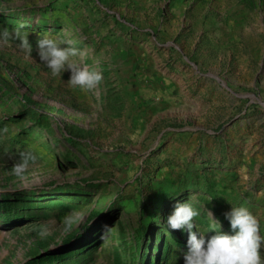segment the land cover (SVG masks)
Segmentation results:
<instances>
[{"label": "rangeland", "instance_id": "374dc122", "mask_svg": "<svg viewBox=\"0 0 264 264\" xmlns=\"http://www.w3.org/2000/svg\"><path fill=\"white\" fill-rule=\"evenodd\" d=\"M5 28L0 264H163L162 241L184 264L167 218L185 202L206 239L233 235L224 213L241 205L264 236V0H0ZM44 37L74 41L102 81L54 77ZM21 152L37 157L22 178Z\"/></svg>", "mask_w": 264, "mask_h": 264}, {"label": "clouds", "instance_id": "9594fccd", "mask_svg": "<svg viewBox=\"0 0 264 264\" xmlns=\"http://www.w3.org/2000/svg\"><path fill=\"white\" fill-rule=\"evenodd\" d=\"M12 35L5 28L0 34V43L8 44ZM14 35L19 37V30H15ZM73 44L72 40L63 41L44 37L38 39L36 53L54 77L62 72L70 71V77L67 80L70 87L94 89L102 81L103 74L99 70L87 66L81 67L76 63L72 58L78 55V50L71 46ZM18 47L28 54H31L33 50L26 37L20 40ZM36 159V155L31 152H21L20 161L13 165L12 173L22 178L30 162L34 163ZM198 215L199 212L193 205L185 202L177 203L174 212L167 218V225L171 230L187 232L188 251L183 257L184 264H264V258H262L264 236L260 233L259 220L248 207L232 206L229 212L224 213L233 235L216 231L215 235L206 239L204 234L196 230L194 219ZM209 215L212 221L220 226V222L214 218L211 211Z\"/></svg>", "mask_w": 264, "mask_h": 264}, {"label": "trees", "instance_id": "16d2710c", "mask_svg": "<svg viewBox=\"0 0 264 264\" xmlns=\"http://www.w3.org/2000/svg\"><path fill=\"white\" fill-rule=\"evenodd\" d=\"M57 202L55 201H44L42 203L39 204L40 208H41V205L44 209H49V208H52L53 206H56ZM21 205H23L24 207L27 206V207H30L32 205V203H29L28 201L27 202H24V203H21ZM35 212H39L38 210H36ZM45 212V210H42V213ZM44 214V213H43ZM168 250H169V245L168 244H165L164 241L161 242V245L158 246V249H157V252H158V259L160 260H165V263H166V259L168 258ZM77 251H75L76 253ZM79 252V251H78ZM161 263V262H160ZM159 262L157 264H160ZM163 263V264H165Z\"/></svg>", "mask_w": 264, "mask_h": 264}]
</instances>
